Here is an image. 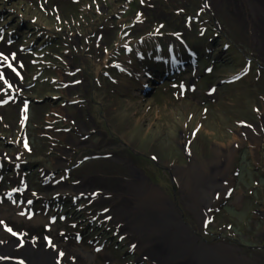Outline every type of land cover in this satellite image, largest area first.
<instances>
[{
    "label": "rangeland",
    "instance_id": "1",
    "mask_svg": "<svg viewBox=\"0 0 264 264\" xmlns=\"http://www.w3.org/2000/svg\"><path fill=\"white\" fill-rule=\"evenodd\" d=\"M259 174L264 0H0V248L264 264Z\"/></svg>",
    "mask_w": 264,
    "mask_h": 264
},
{
    "label": "bare ground",
    "instance_id": "2",
    "mask_svg": "<svg viewBox=\"0 0 264 264\" xmlns=\"http://www.w3.org/2000/svg\"><path fill=\"white\" fill-rule=\"evenodd\" d=\"M193 177L195 180L200 179V175L196 170H193ZM195 199L196 196L193 195ZM199 199V198H198ZM194 201V200H193ZM194 204L195 201H194ZM18 242V243H17ZM17 242L6 243L5 246H1L0 248V264H54L52 258L54 259L55 254L50 253L46 248H29L32 246L31 244L28 246L23 240H18ZM160 243L161 247L156 250L158 255L154 254L153 257L156 259H161V257H167L166 254L170 251L172 243L174 245L175 241H166V245ZM10 246V247H8ZM176 246V245H175ZM181 247V246H180ZM177 249V252L182 251V247ZM173 251V250H172ZM165 254V255H163ZM172 252L168 256H171ZM201 257V256H199ZM203 258V257H202ZM214 261L212 262V264Z\"/></svg>",
    "mask_w": 264,
    "mask_h": 264
},
{
    "label": "flooded vegetation",
    "instance_id": "3",
    "mask_svg": "<svg viewBox=\"0 0 264 264\" xmlns=\"http://www.w3.org/2000/svg\"><path fill=\"white\" fill-rule=\"evenodd\" d=\"M71 104V103H70ZM256 167V166H255ZM257 168V169H256ZM255 169H253L254 170V172H257V170H258V167H256ZM260 176H261V178L263 179V181H264V176H263V174H259ZM260 205H262V204H260ZM259 215H260V220H263L264 219V208H262V210L260 211V212H257ZM262 248V246L261 247H259V246H256V247H250V249H261ZM263 248H264V246H263Z\"/></svg>",
    "mask_w": 264,
    "mask_h": 264
},
{
    "label": "trees",
    "instance_id": "4",
    "mask_svg": "<svg viewBox=\"0 0 264 264\" xmlns=\"http://www.w3.org/2000/svg\"><path fill=\"white\" fill-rule=\"evenodd\" d=\"M113 55V54H112Z\"/></svg>",
    "mask_w": 264,
    "mask_h": 264
},
{
    "label": "water",
    "instance_id": "5",
    "mask_svg": "<svg viewBox=\"0 0 264 264\" xmlns=\"http://www.w3.org/2000/svg\"><path fill=\"white\" fill-rule=\"evenodd\" d=\"M186 264V263H185Z\"/></svg>",
    "mask_w": 264,
    "mask_h": 264
}]
</instances>
